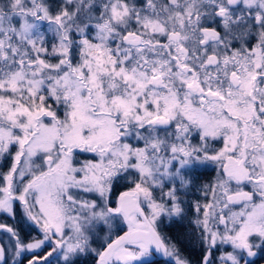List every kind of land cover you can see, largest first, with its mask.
I'll list each match as a JSON object with an SVG mask.
<instances>
[{"label": "snow or ice", "instance_id": "obj_1", "mask_svg": "<svg viewBox=\"0 0 264 264\" xmlns=\"http://www.w3.org/2000/svg\"><path fill=\"white\" fill-rule=\"evenodd\" d=\"M163 228L264 262V0H0V264H192Z\"/></svg>", "mask_w": 264, "mask_h": 264}, {"label": "trees", "instance_id": "obj_2", "mask_svg": "<svg viewBox=\"0 0 264 264\" xmlns=\"http://www.w3.org/2000/svg\"><path fill=\"white\" fill-rule=\"evenodd\" d=\"M211 178L208 175H205L201 183L208 182ZM164 232L166 235L171 236L176 242L178 247L181 249L182 255L192 261V264H196L199 259L200 253L197 246L189 243L187 238L182 237L178 234V230L175 228H164ZM264 264V262H262Z\"/></svg>", "mask_w": 264, "mask_h": 264}, {"label": "rangeland", "instance_id": "obj_3", "mask_svg": "<svg viewBox=\"0 0 264 264\" xmlns=\"http://www.w3.org/2000/svg\"><path fill=\"white\" fill-rule=\"evenodd\" d=\"M211 172V171H210ZM212 173V175H211V179L213 178V176L215 175V173L214 172H211ZM210 179V180H211ZM163 231H164V228L162 229ZM25 232H27V227H25ZM35 233H33V235H34ZM29 239L31 238V237H28Z\"/></svg>", "mask_w": 264, "mask_h": 264}, {"label": "flooded vegetation", "instance_id": "obj_4", "mask_svg": "<svg viewBox=\"0 0 264 264\" xmlns=\"http://www.w3.org/2000/svg\"><path fill=\"white\" fill-rule=\"evenodd\" d=\"M207 175L211 178L212 173L209 171Z\"/></svg>", "mask_w": 264, "mask_h": 264}]
</instances>
